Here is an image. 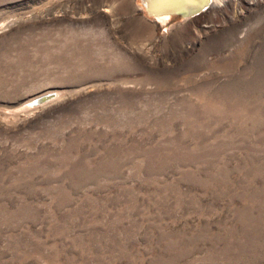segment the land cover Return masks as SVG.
<instances>
[{
  "label": "rangeland",
  "instance_id": "rangeland-1",
  "mask_svg": "<svg viewBox=\"0 0 264 264\" xmlns=\"http://www.w3.org/2000/svg\"><path fill=\"white\" fill-rule=\"evenodd\" d=\"M0 264H264V0H0Z\"/></svg>",
  "mask_w": 264,
  "mask_h": 264
},
{
  "label": "bare ground",
  "instance_id": "bare-ground-1",
  "mask_svg": "<svg viewBox=\"0 0 264 264\" xmlns=\"http://www.w3.org/2000/svg\"><path fill=\"white\" fill-rule=\"evenodd\" d=\"M231 1L236 0H140V4L149 16L165 23L179 14L183 18H190L204 12H217Z\"/></svg>",
  "mask_w": 264,
  "mask_h": 264
},
{
  "label": "water",
  "instance_id": "water-1",
  "mask_svg": "<svg viewBox=\"0 0 264 264\" xmlns=\"http://www.w3.org/2000/svg\"><path fill=\"white\" fill-rule=\"evenodd\" d=\"M49 98H50V96H44V97H42V98H40V99H37V100H36V104L43 103V102H45L46 100H48Z\"/></svg>",
  "mask_w": 264,
  "mask_h": 264
}]
</instances>
